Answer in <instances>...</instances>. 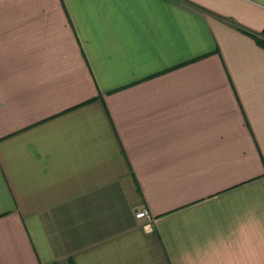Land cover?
I'll list each match as a JSON object with an SVG mask.
<instances>
[{
    "label": "crops",
    "instance_id": "1",
    "mask_svg": "<svg viewBox=\"0 0 264 264\" xmlns=\"http://www.w3.org/2000/svg\"><path fill=\"white\" fill-rule=\"evenodd\" d=\"M243 30L264 0H0V264H264Z\"/></svg>",
    "mask_w": 264,
    "mask_h": 264
},
{
    "label": "built area",
    "instance_id": "2",
    "mask_svg": "<svg viewBox=\"0 0 264 264\" xmlns=\"http://www.w3.org/2000/svg\"><path fill=\"white\" fill-rule=\"evenodd\" d=\"M150 214L147 212V210L142 209L140 211H135L134 216L137 219H143L145 221L143 228L147 231H151L152 226H151V216H149Z\"/></svg>",
    "mask_w": 264,
    "mask_h": 264
},
{
    "label": "trees",
    "instance_id": "3",
    "mask_svg": "<svg viewBox=\"0 0 264 264\" xmlns=\"http://www.w3.org/2000/svg\"><path fill=\"white\" fill-rule=\"evenodd\" d=\"M243 33L251 36L259 46L264 48V31H261L260 33H252L250 31L243 30Z\"/></svg>",
    "mask_w": 264,
    "mask_h": 264
}]
</instances>
